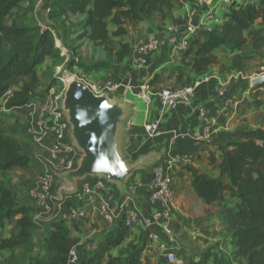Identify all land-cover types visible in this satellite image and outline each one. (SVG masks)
I'll return each instance as SVG.
<instances>
[{"label":"crops","instance_id":"0c3cea01","mask_svg":"<svg viewBox=\"0 0 264 264\" xmlns=\"http://www.w3.org/2000/svg\"><path fill=\"white\" fill-rule=\"evenodd\" d=\"M40 2L41 0L32 10L34 15ZM31 3L33 0H21L12 9V14L6 17V22L11 23L14 15ZM44 7L46 13L47 5ZM229 9L230 5L220 0H208L200 7H196L194 2L188 0H175L169 11L156 10L143 20L130 21L123 35L112 36L114 27L111 25L108 45L116 50L122 43H127L131 48L130 55L109 68L77 70L90 83L118 84L115 90L106 94L110 99L128 106L129 109L120 135L121 152L127 163L128 159L132 161L128 164H134L144 158L148 159L146 165H154L158 162L171 163L175 197L171 224L181 240L178 243V253L183 259H186L189 253H199L209 246L217 245V242L221 246L222 232H227V242L230 238V228L222 221L218 207L205 204L194 194L187 166L216 176L219 173L220 145L235 139L239 132L264 128V84L254 88L250 86V79L253 76L264 74V49L254 50L252 38L247 39L241 50H230L224 46L213 49L209 54L215 57L217 62L210 65L205 72L197 73L188 64L191 63L196 51V45L192 44V41L201 42L205 30L226 21V13ZM30 11H26L28 15ZM191 15L199 29L193 37L187 38L189 50H179L175 43L169 41L172 35L169 27L174 25L178 29L177 39L180 40L186 20ZM45 22V24L49 23L47 19ZM37 24L44 26L39 22ZM254 28H260L264 35V23H257ZM54 36L56 45L60 47L58 33L57 35L54 33ZM149 38L159 40L160 46L148 54L145 67H138L134 61L133 49ZM244 57L248 59L238 70L234 66V60ZM51 62V58L46 57L38 66L37 72L44 83H46L44 70ZM180 71L182 76L178 79ZM29 78V75L13 77L10 80L11 89L18 88ZM146 80L149 81V99L143 100L139 92ZM195 81L199 82V85L188 104L173 110L161 109L158 92L162 88ZM217 87L224 88L227 95L233 99L232 107L228 108L224 101L217 97ZM56 88L57 86H53L44 96L20 107L7 108L4 99L0 98V126L19 140L32 160L29 167L14 166L9 169L5 181L12 188L17 200L36 210L35 217L39 220H49L52 214L63 212L69 205L80 203L75 195L58 193V188L64 182L58 177L60 169L57 161L49 155L47 145L39 146L33 143L25 131L31 120L30 104L42 105ZM200 106H205L208 117L216 118L208 144H196L192 138L194 133L202 132L203 123L197 115ZM154 121L159 123L160 134L150 138L146 135L144 126ZM172 131H188L189 134L185 138L172 139L170 135ZM43 178H47L50 182L48 211L40 208L35 196ZM59 179L62 182H58ZM149 179L150 169L144 167L127 181L126 194L122 193L117 185L107 183L103 189L94 191L92 199L100 198L112 204L125 201L129 206L136 205L143 214L153 213L156 204L149 199ZM85 206L88 208V219L77 225V230L73 234L81 241H85L87 249H91L95 248V244L101 241L106 233L123 226V221L120 219L115 224L109 225L102 219L96 203ZM14 225L15 219H9L0 227V242L9 237ZM141 233L138 229L127 230L123 241L117 246H112L109 253L112 256H126L127 244L140 240ZM93 237L97 238V242L89 248L88 240ZM219 245L217 246L221 249ZM10 253L9 248H0V263Z\"/></svg>","mask_w":264,"mask_h":264},{"label":"trees","instance_id":"16d2710c","mask_svg":"<svg viewBox=\"0 0 264 264\" xmlns=\"http://www.w3.org/2000/svg\"><path fill=\"white\" fill-rule=\"evenodd\" d=\"M20 1L0 0V98L7 108L27 105L47 94L55 84L53 72L58 66L71 69L77 65L89 71L119 64L130 55L131 48L127 43L116 50L110 47L109 27H114L112 36L123 35L130 21L143 20L156 10L169 11L175 0H43L49 22L43 27L21 22L19 13L11 23L6 22ZM226 18L221 25L205 30L201 42L192 41L196 51L188 64L195 72H205L217 62L209 53L219 46L241 50L252 38L254 50L264 49V35L260 28H254L264 23V0L231 5ZM53 33H58L60 47ZM84 40L101 47L107 58L90 64L82 61L78 50ZM46 57L52 60L45 69L47 84L37 72ZM247 59H235L234 66L241 69ZM20 75L30 78L11 89L10 80ZM181 76L182 71L178 79ZM219 157L216 176L191 166L187 170L196 197L217 206L222 221L230 228L231 250L225 253L212 245L199 253H189L182 264H264V128L239 132L235 139L220 145ZM31 163L19 140L0 126V227L15 219L9 237L0 242V248L11 250L0 264H142V238L127 244L126 256L109 253L112 246L123 241L125 226L106 233L95 248L87 249L85 241L73 234L77 225L68 226L59 219H37L36 210L17 200L5 181L9 169L29 167ZM72 249L80 254L76 263L68 260Z\"/></svg>","mask_w":264,"mask_h":264},{"label":"built area","instance_id":"2783aa9c","mask_svg":"<svg viewBox=\"0 0 264 264\" xmlns=\"http://www.w3.org/2000/svg\"><path fill=\"white\" fill-rule=\"evenodd\" d=\"M208 0H195L194 5L200 7L206 4ZM228 5H244L253 3L257 0H220ZM199 29L193 15L187 18L183 36L178 37V29L171 25L169 30L172 35L170 42L175 43L179 50H186L188 47L187 38L193 37ZM54 34V33H53ZM160 46L159 40L149 38L140 42L133 49L134 61L138 67H145L147 56L150 52L155 51ZM64 50V49H63ZM65 52V50L63 51ZM60 67H57L59 70ZM77 79L87 84L95 94H106L115 90L118 84L108 83H90L82 77L77 71L70 79ZM69 80L66 79L63 82ZM199 82H191L184 85L165 87L158 92V99L161 109L173 110L182 105H186L191 101L196 87ZM66 84L57 87L42 105L31 103L29 112L30 122L27 124L25 131L31 141L39 146H48L49 155L57 161L59 165V174L71 171L76 168L80 152L72 144L69 130L70 124L66 119V114L62 109L64 92ZM149 81L146 80L140 87L139 95L143 100L149 99ZM217 97L221 98L225 105L230 108L234 101L227 95L224 88H216ZM197 115L203 123L201 133H194L192 138L196 144H208L210 142L211 131L216 123L215 117H208L205 106H200ZM146 135L150 138L160 134L159 123L154 121L144 126ZM188 131H172L170 133L172 139L185 138ZM91 180V181H90ZM107 185L101 177H89L79 182L78 192L75 196L80 203L69 205L68 208L59 213L52 214L50 219H59L66 224L80 225L88 219V208L86 204H97V209L102 219L109 225L115 224L122 219L123 226L127 230L138 229L142 233L143 250L141 254V262L145 264L147 261L153 263L156 259H163L166 264H182L184 259L178 253L177 233L171 224V218L174 209V175L170 162L155 163L150 169L149 179V199L156 204L153 213L143 214L136 206H129L127 202L122 201L112 204L104 199H92L95 190L103 189ZM50 194V182L47 178L41 180L40 189L35 196L38 199L40 208L44 211L49 210L48 197ZM80 259L77 249H72L69 253L68 260L70 263H76Z\"/></svg>","mask_w":264,"mask_h":264},{"label":"water","instance_id":"95a60500","mask_svg":"<svg viewBox=\"0 0 264 264\" xmlns=\"http://www.w3.org/2000/svg\"><path fill=\"white\" fill-rule=\"evenodd\" d=\"M262 84L264 74L250 79L251 87ZM62 109L70 124L71 142L81 157L75 169L58 175L64 182L58 193L75 195L79 182L101 177L126 194L127 181L148 163L144 158L128 164L121 152L120 135L128 117V106L110 99L107 94H95L83 81L73 78L66 83Z\"/></svg>","mask_w":264,"mask_h":264},{"label":"rangeland","instance_id":"374dc122","mask_svg":"<svg viewBox=\"0 0 264 264\" xmlns=\"http://www.w3.org/2000/svg\"><path fill=\"white\" fill-rule=\"evenodd\" d=\"M38 1L39 0H33V3L24 6L19 12H17L19 13L18 17L21 22L25 21V22H35V23L39 22L42 24L46 23L45 22L46 21L45 7H44L45 4L43 0H41L35 15L33 14L34 12H32V10L34 9V6L37 4ZM27 10H31L30 11L31 13H29L30 15L27 14L26 12ZM76 18H78V16ZM78 53H79L80 59L82 61H85L86 64L92 63V61L95 59L107 58L105 52L102 50L101 47H96L92 45L90 42L85 41V40L81 43V47L78 50ZM68 55H70V53ZM66 62H67V58H66ZM59 67H60L59 70H57V67H56L53 72V76L55 78L54 86H57V87H62L64 84H66V82H63V80L65 81L66 79L72 77L75 74V72L81 68L77 65H75L71 69L62 68L61 66ZM44 73H45V70H44ZM45 82H46L45 84H47L49 82V79L45 78ZM128 163H132L131 159H128ZM152 166L153 164H149V165H145L144 167L147 169H151ZM58 182H62V180L59 179ZM211 209H213V207ZM220 238H221V241H220L221 246L218 244V242H217V245H219L221 247V250H223L225 253H228L231 250V247L229 246L227 242V232L226 231L222 232V234L220 235ZM88 241L89 242L87 246L90 248L92 244H95L97 242V238L93 237V239H90ZM177 241H178L177 244L181 241L179 240L178 234H177ZM147 262L148 264H166L163 259H159V260L156 259L153 263H151V261H147Z\"/></svg>","mask_w":264,"mask_h":264},{"label":"bare ground","instance_id":"6f19581e","mask_svg":"<svg viewBox=\"0 0 264 264\" xmlns=\"http://www.w3.org/2000/svg\"><path fill=\"white\" fill-rule=\"evenodd\" d=\"M69 80H70V78H69Z\"/></svg>","mask_w":264,"mask_h":264}]
</instances>
